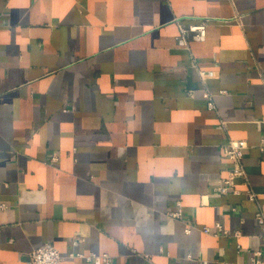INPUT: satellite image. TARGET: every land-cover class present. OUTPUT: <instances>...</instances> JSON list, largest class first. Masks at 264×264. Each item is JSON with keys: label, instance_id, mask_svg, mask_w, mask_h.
<instances>
[{"label": "crops", "instance_id": "crops-1", "mask_svg": "<svg viewBox=\"0 0 264 264\" xmlns=\"http://www.w3.org/2000/svg\"><path fill=\"white\" fill-rule=\"evenodd\" d=\"M263 139L264 0H0V264H251ZM229 140L258 203L215 191Z\"/></svg>", "mask_w": 264, "mask_h": 264}, {"label": "built area", "instance_id": "built-area-1", "mask_svg": "<svg viewBox=\"0 0 264 264\" xmlns=\"http://www.w3.org/2000/svg\"><path fill=\"white\" fill-rule=\"evenodd\" d=\"M208 19H202L199 23L190 25L188 28L180 23V20H176L179 29V40L182 41L183 45L189 49V41H203L206 36V27ZM199 76L201 80H207L213 77V71H199ZM203 97L207 99V106L209 109H214V104L211 100L210 93L206 90L203 93ZM248 145L244 140H229L227 145L224 147L223 153L231 162V167L227 171V175L224 178L221 185H219L215 191L220 194L227 193H237L244 194L249 201L258 203L259 193H257L250 182L249 176L246 172L243 159L247 152ZM260 150H264V139ZM241 184L242 190L237 187L236 183ZM258 205V210L255 213V219L260 228V236L263 241V248L257 252H254L251 258V264H264L261 261V256L264 254V210ZM234 211L235 208H232ZM167 216L180 219L181 212L179 211H167ZM193 226L187 225L185 232L190 233ZM201 232L205 234H210L213 236H228L229 232L223 229L219 224L214 227H203L200 229ZM79 257L83 258L87 263L91 264H111L112 258L109 254H95L90 253L87 255L78 254ZM28 261L30 264H62L63 257L59 251L50 242L41 244L40 246L34 248L28 254ZM203 264H207L203 262Z\"/></svg>", "mask_w": 264, "mask_h": 264}]
</instances>
